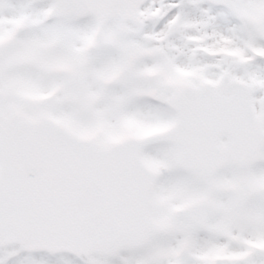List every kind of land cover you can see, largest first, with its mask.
I'll return each instance as SVG.
<instances>
[{
    "label": "snow or ice",
    "instance_id": "6c2138e0",
    "mask_svg": "<svg viewBox=\"0 0 264 264\" xmlns=\"http://www.w3.org/2000/svg\"><path fill=\"white\" fill-rule=\"evenodd\" d=\"M0 264H264V0H0Z\"/></svg>",
    "mask_w": 264,
    "mask_h": 264
}]
</instances>
